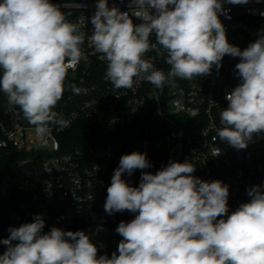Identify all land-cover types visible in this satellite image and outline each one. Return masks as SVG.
Masks as SVG:
<instances>
[{
    "label": "clouds",
    "instance_id": "9594fccd",
    "mask_svg": "<svg viewBox=\"0 0 264 264\" xmlns=\"http://www.w3.org/2000/svg\"><path fill=\"white\" fill-rule=\"evenodd\" d=\"M224 2L129 0V10L121 11L97 0L88 45L106 61L105 77L117 89H132L141 80L157 88L177 78L190 81L220 69L225 55L239 57L240 83L226 93L217 135L240 150L264 133V34L243 50L230 44L219 19ZM82 27L52 0H0V92L41 141L51 125L66 126L54 109L68 68L87 59ZM156 45L167 54V74L145 59ZM150 167L146 153L132 152L114 170L105 212L136 215L119 223L116 232L123 239L110 258L98 255L85 231L52 227L45 233V220L36 214L32 222L9 227L10 235L0 240L7 246L0 264H264V185L250 187V200L228 215L229 186L195 177L188 160L169 161L155 174L142 171L138 186L122 178Z\"/></svg>",
    "mask_w": 264,
    "mask_h": 264
},
{
    "label": "built area",
    "instance_id": "2783aa9c",
    "mask_svg": "<svg viewBox=\"0 0 264 264\" xmlns=\"http://www.w3.org/2000/svg\"><path fill=\"white\" fill-rule=\"evenodd\" d=\"M52 2L70 22L86 25L82 51L87 59L68 68L66 89L54 109L66 126L51 125L43 141L0 92V240L10 235L9 227L41 214L45 233L52 227L85 231L98 255L110 258L123 239L116 228L136 213H106L107 188L121 156L132 152L146 153L151 167L125 173L122 178L131 186L139 185L142 171L155 174L169 161L188 160L195 177L229 186L228 215L250 200V187L264 185V133L240 150L217 135L226 93L240 83L235 69L239 57L225 55L220 69L214 66L210 75L190 81L177 78L174 85L157 88L141 80L132 89H117L105 77L106 61L88 45L97 0ZM128 3L108 0L110 8L121 11L129 10ZM223 8L219 19L230 44L243 50L264 34V0H225ZM150 39L155 45L154 35ZM166 57L158 45L145 54L165 74L170 70ZM73 84L81 89L78 94L68 87ZM217 152L221 154L215 156ZM6 248L0 243V255Z\"/></svg>",
    "mask_w": 264,
    "mask_h": 264
},
{
    "label": "water",
    "instance_id": "95a60500",
    "mask_svg": "<svg viewBox=\"0 0 264 264\" xmlns=\"http://www.w3.org/2000/svg\"><path fill=\"white\" fill-rule=\"evenodd\" d=\"M27 126H29V127H33L32 125L28 124V122H27Z\"/></svg>",
    "mask_w": 264,
    "mask_h": 264
}]
</instances>
